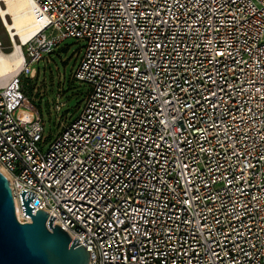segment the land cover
<instances>
[{
	"label": "built area",
	"instance_id": "obj_1",
	"mask_svg": "<svg viewBox=\"0 0 264 264\" xmlns=\"http://www.w3.org/2000/svg\"><path fill=\"white\" fill-rule=\"evenodd\" d=\"M31 1L41 30L0 81L17 218L36 193L89 264H264V0ZM68 38L89 90L46 136L23 83Z\"/></svg>",
	"mask_w": 264,
	"mask_h": 264
},
{
	"label": "water",
	"instance_id": "obj_2",
	"mask_svg": "<svg viewBox=\"0 0 264 264\" xmlns=\"http://www.w3.org/2000/svg\"><path fill=\"white\" fill-rule=\"evenodd\" d=\"M20 196L24 216L32 223L17 218L9 181L0 172V264H89V251L53 225L56 217L49 220L41 209L34 215L36 193L24 190Z\"/></svg>",
	"mask_w": 264,
	"mask_h": 264
},
{
	"label": "rangeland",
	"instance_id": "obj_3",
	"mask_svg": "<svg viewBox=\"0 0 264 264\" xmlns=\"http://www.w3.org/2000/svg\"><path fill=\"white\" fill-rule=\"evenodd\" d=\"M9 21H11L9 19ZM0 44L5 53L11 52L12 44L9 34L4 29L0 18ZM85 42L74 38L64 40L51 54H45L44 60L33 64L31 72L35 80L26 78L23 83V90L31 103L37 108L45 122L46 136L56 137L61 128V121L74 120L78 114V107L84 101V95L88 92V87L75 81L74 72L82 58ZM37 74V76H36ZM61 91V102L65 107L57 113L55 102L57 94Z\"/></svg>",
	"mask_w": 264,
	"mask_h": 264
},
{
	"label": "bare ground",
	"instance_id": "obj_4",
	"mask_svg": "<svg viewBox=\"0 0 264 264\" xmlns=\"http://www.w3.org/2000/svg\"><path fill=\"white\" fill-rule=\"evenodd\" d=\"M0 18L4 29L9 34L13 49L5 53L0 44V81L8 82L20 73L26 58L24 45L40 32L41 24L36 20L34 4L31 0H0ZM26 105L31 106L28 98ZM0 172L8 178L7 173L1 167ZM18 218L22 222L31 220L20 212H18Z\"/></svg>",
	"mask_w": 264,
	"mask_h": 264
}]
</instances>
